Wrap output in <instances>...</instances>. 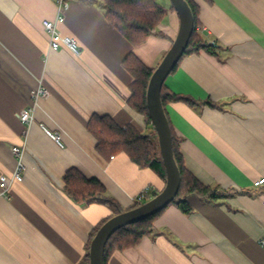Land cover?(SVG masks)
<instances>
[{
	"label": "crops",
	"instance_id": "0c3cea01",
	"mask_svg": "<svg viewBox=\"0 0 264 264\" xmlns=\"http://www.w3.org/2000/svg\"><path fill=\"white\" fill-rule=\"evenodd\" d=\"M67 1L59 30L78 41L80 56L50 49L43 22L55 18L54 0H0V177L17 168L12 148L24 150L23 180L0 196V264H85L90 234L114 212L75 202L64 182L71 169L101 182L122 211L144 189L158 194L166 185L126 153L99 152L88 123L109 116L146 130L128 103L134 78L123 60L133 52L156 69L178 34V14L170 0L159 1L167 8L158 25L164 36L134 46L107 20L101 0ZM194 2L199 32L221 48L180 60L165 86L197 105L173 101L165 111L185 167L220 197L190 195V214L170 204L152 234L106 264H264V186H253L264 178V0ZM39 87L50 94L35 100ZM32 102L34 119L24 124L19 115Z\"/></svg>",
	"mask_w": 264,
	"mask_h": 264
},
{
	"label": "trees",
	"instance_id": "16d2710c",
	"mask_svg": "<svg viewBox=\"0 0 264 264\" xmlns=\"http://www.w3.org/2000/svg\"><path fill=\"white\" fill-rule=\"evenodd\" d=\"M186 1L193 12L195 26L184 56L199 54L201 51L217 55L216 50L221 48V46L216 44V42H209L198 31V5L194 0ZM100 4L107 20L132 45L136 46L145 42L151 35L164 36L159 31L158 25L167 14V8L161 5L158 0H101ZM170 9L175 11L172 4L170 5ZM178 64L172 72L177 69ZM123 66L134 78L133 83L130 85L131 96L128 103L137 113L143 116L147 126L152 127V132H142L133 125L122 127L111 117L98 115H93L90 118L88 129L97 139L96 148L102 154L110 157L121 152L126 153L139 167L151 168L166 180V172L160 152L158 136L151 122L146 100L149 80L155 69L146 66L133 52L125 56ZM161 99L164 108L168 103L173 101L186 102L191 106L197 105L195 99L171 92L165 84L162 87ZM170 127L173 139L174 158L181 177L180 190L172 204L175 203L185 214H190L193 210L188 202L190 195L215 200L220 197V194L217 188H211L202 184L185 167L184 159L180 152L179 139L176 137L171 124ZM64 182L66 192L75 202L79 204H91L95 202L106 204L113 209V216L122 212L116 200L107 195L105 186L98 180L87 179L77 170L71 169L65 174ZM151 194L148 196V199L156 195L155 193ZM141 204L134 203L129 209L136 208ZM162 211L154 216L117 230L105 246L104 264L107 263L109 255L114 251H123L136 246L143 237L152 234L155 231L153 223ZM104 222L89 236L86 245L87 253L85 255V264H89L90 243Z\"/></svg>",
	"mask_w": 264,
	"mask_h": 264
},
{
	"label": "water",
	"instance_id": "95a60500",
	"mask_svg": "<svg viewBox=\"0 0 264 264\" xmlns=\"http://www.w3.org/2000/svg\"><path fill=\"white\" fill-rule=\"evenodd\" d=\"M180 19L178 34L167 54L154 70L147 88V107L158 136L166 172L164 189L140 206L112 216L98 229L89 248V264H104L105 246L120 228L137 223L164 210L176 199L181 185L180 171L174 158L170 122L161 99L167 77L184 56L194 32L193 12L186 0H170Z\"/></svg>",
	"mask_w": 264,
	"mask_h": 264
},
{
	"label": "built area",
	"instance_id": "2783aa9c",
	"mask_svg": "<svg viewBox=\"0 0 264 264\" xmlns=\"http://www.w3.org/2000/svg\"><path fill=\"white\" fill-rule=\"evenodd\" d=\"M56 7H57V14L54 19L52 20H44L43 26L49 38V46L50 49L53 51H57L60 49H66L70 51L75 56H80L82 53L81 46L79 45L78 41L67 35H63L59 30V25L65 19V10L68 8V1L67 0H54ZM198 31L199 30L198 28ZM50 94L49 90L44 87H39L33 93V98L38 100L40 97H48ZM35 107V103L32 102V106L26 110H23L19 117L20 120L24 124L31 123L34 119L33 115V108ZM46 133L55 140L60 146H63L62 142L60 141L59 134H54L50 130L45 129ZM12 151L15 155H17V159L19 160L17 163V168L12 172L10 176L3 175L0 177V196H5L9 194L11 186L15 182H21L23 180V162H22V155L24 153L23 148L14 146ZM254 187H262L264 186V178H260L253 182ZM150 195V188L144 189L134 200L135 203H144L148 200V196ZM262 205L264 207V199L262 200ZM260 246L264 249V232L259 239Z\"/></svg>",
	"mask_w": 264,
	"mask_h": 264
},
{
	"label": "rangeland",
	"instance_id": "374dc122",
	"mask_svg": "<svg viewBox=\"0 0 264 264\" xmlns=\"http://www.w3.org/2000/svg\"><path fill=\"white\" fill-rule=\"evenodd\" d=\"M159 1H161V0H158V2H159ZM144 132H145V133H147V132H152V127H151V126H147V128H146V130H145ZM152 194H153V193H152ZM152 194H151V195H152ZM152 197H153V196H152ZM152 197H151V198H152Z\"/></svg>",
	"mask_w": 264,
	"mask_h": 264
}]
</instances>
